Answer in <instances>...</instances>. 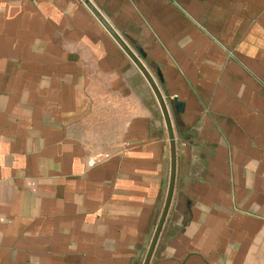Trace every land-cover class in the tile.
I'll return each mask as SVG.
<instances>
[{
  "label": "crops",
  "instance_id": "obj_1",
  "mask_svg": "<svg viewBox=\"0 0 264 264\" xmlns=\"http://www.w3.org/2000/svg\"><path fill=\"white\" fill-rule=\"evenodd\" d=\"M90 1L170 117L148 264H264V0ZM170 140L82 0H0V264H142Z\"/></svg>",
  "mask_w": 264,
  "mask_h": 264
},
{
  "label": "water",
  "instance_id": "obj_2",
  "mask_svg": "<svg viewBox=\"0 0 264 264\" xmlns=\"http://www.w3.org/2000/svg\"><path fill=\"white\" fill-rule=\"evenodd\" d=\"M82 2L89 8V10L92 12V14L95 16V18L102 24V26L107 30V32L111 35V37L117 42V44L121 47V49L127 54V56L132 60V62L137 66V68L140 70V72L143 74L144 78L148 82L149 86L151 87L153 93L155 94L156 100L159 104V107L161 109L163 118L166 123V127L169 132L170 137V166H171V172H170V180H169V186L167 190V196L165 200L164 207L162 209L159 221L156 225L153 237L151 239L150 245L148 247V250L146 252V255L144 257L142 264H148L149 259L151 257V254L153 252L155 243L157 241L159 232L161 230L162 224L164 222L165 216L167 214V210L169 208V203L171 200V195L173 191V185H174V178H175V146L173 141V134L171 130V122L169 113L167 110L166 103L164 101V98L155 82L153 77L151 76L150 72L146 68V66L143 64L141 59L139 58L138 54L141 55V50L136 49L134 51L131 49L128 44L124 41V39L120 36V34L110 25V23L105 19V17L99 12V10L92 4L90 0H82ZM138 54H137V53ZM173 104L177 105L178 102L176 100H173Z\"/></svg>",
  "mask_w": 264,
  "mask_h": 264
}]
</instances>
